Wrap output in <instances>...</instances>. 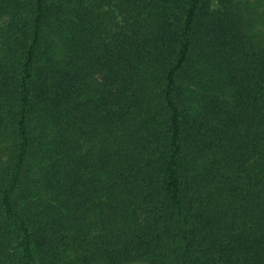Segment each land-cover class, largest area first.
Masks as SVG:
<instances>
[{
    "label": "trees",
    "instance_id": "1",
    "mask_svg": "<svg viewBox=\"0 0 264 264\" xmlns=\"http://www.w3.org/2000/svg\"><path fill=\"white\" fill-rule=\"evenodd\" d=\"M137 263L264 264V0H0V264Z\"/></svg>",
    "mask_w": 264,
    "mask_h": 264
},
{
    "label": "rangeland",
    "instance_id": "2",
    "mask_svg": "<svg viewBox=\"0 0 264 264\" xmlns=\"http://www.w3.org/2000/svg\"><path fill=\"white\" fill-rule=\"evenodd\" d=\"M52 41H53V43H54L55 50H57V53H58V55H59V54H60V47H61L60 42L57 41V40H52ZM58 57H59V56H58ZM137 264H142V263H137Z\"/></svg>",
    "mask_w": 264,
    "mask_h": 264
}]
</instances>
